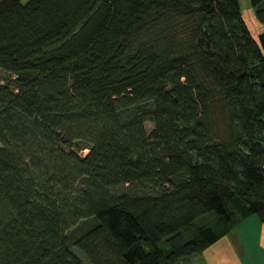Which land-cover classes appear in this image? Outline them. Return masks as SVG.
Listing matches in <instances>:
<instances>
[{
    "label": "trees",
    "instance_id": "16d2710c",
    "mask_svg": "<svg viewBox=\"0 0 264 264\" xmlns=\"http://www.w3.org/2000/svg\"><path fill=\"white\" fill-rule=\"evenodd\" d=\"M0 71V264H180L264 223V31L238 0H0Z\"/></svg>",
    "mask_w": 264,
    "mask_h": 264
},
{
    "label": "crops",
    "instance_id": "0c3cea01",
    "mask_svg": "<svg viewBox=\"0 0 264 264\" xmlns=\"http://www.w3.org/2000/svg\"><path fill=\"white\" fill-rule=\"evenodd\" d=\"M180 264H264V223L254 214L242 217L206 248Z\"/></svg>",
    "mask_w": 264,
    "mask_h": 264
},
{
    "label": "rangeland",
    "instance_id": "374dc122",
    "mask_svg": "<svg viewBox=\"0 0 264 264\" xmlns=\"http://www.w3.org/2000/svg\"><path fill=\"white\" fill-rule=\"evenodd\" d=\"M25 1V0H23ZM245 0H239V6L241 8V15L245 21V24L247 26V28L250 30V32L252 33V35L256 38V36L264 31V23H261L257 20V18L254 15V10L248 5V4H244ZM247 1V0H246ZM244 5H246L244 7ZM0 75H4L3 72L0 71ZM144 127L145 129L148 131L150 130V128L152 127V124L148 121L144 122ZM88 152V149H84L81 154H86ZM114 190L116 192L122 190V187H116L114 188ZM213 216L212 215H206L204 216L200 222H205L208 220H212ZM95 220H93L94 222ZM92 223V220H84L83 222H81L78 226L72 228L69 230V234L70 236H76L77 234H79L81 231H83L84 229H86L87 227H89ZM214 230H219L218 228H213ZM71 250L72 252L77 255L80 260H81V264H90L89 261L87 260L86 256L77 248H75L74 246H71Z\"/></svg>",
    "mask_w": 264,
    "mask_h": 264
}]
</instances>
